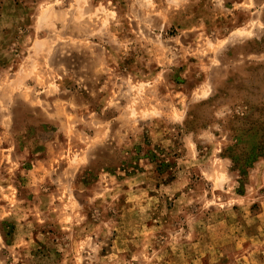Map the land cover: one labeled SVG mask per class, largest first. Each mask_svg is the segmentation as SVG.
I'll use <instances>...</instances> for the list:
<instances>
[{
  "label": "rangeland",
  "instance_id": "obj_1",
  "mask_svg": "<svg viewBox=\"0 0 264 264\" xmlns=\"http://www.w3.org/2000/svg\"><path fill=\"white\" fill-rule=\"evenodd\" d=\"M263 110L264 0H0V264H264Z\"/></svg>",
  "mask_w": 264,
  "mask_h": 264
},
{
  "label": "trees",
  "instance_id": "obj_2",
  "mask_svg": "<svg viewBox=\"0 0 264 264\" xmlns=\"http://www.w3.org/2000/svg\"><path fill=\"white\" fill-rule=\"evenodd\" d=\"M225 128L234 140L233 148L229 152L234 168L242 169L248 166L256 152L264 155V113L244 112L242 116L234 114ZM252 136L258 137L257 147L248 150L242 145L245 144V139Z\"/></svg>",
  "mask_w": 264,
  "mask_h": 264
}]
</instances>
